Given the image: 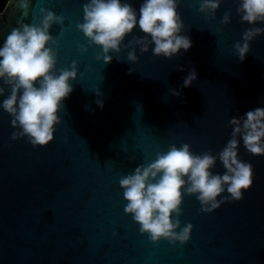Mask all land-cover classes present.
I'll return each mask as SVG.
<instances>
[{"label":"water","instance_id":"95a60500","mask_svg":"<svg viewBox=\"0 0 264 264\" xmlns=\"http://www.w3.org/2000/svg\"><path fill=\"white\" fill-rule=\"evenodd\" d=\"M20 2L9 0L0 11V47L14 27L39 23V9L47 8L65 18L50 29L60 41L57 74L77 61L78 78L69 81L74 90L62 101V123L46 146L33 147L27 137L13 141L17 129L0 106V264H264V155L248 153L242 139L238 158L252 164V186L243 199L211 213L185 194L181 228L191 223L193 229L184 245L141 234L124 211L119 185L172 144L219 153L231 138L230 120L264 108V34L241 62L234 45L252 25L241 23L239 0H222L211 20L199 12L200 0H179L181 34L192 47L168 60L153 55L154 44L144 54L137 46L135 64L123 47L110 53L109 64L96 59L98 46L80 51L88 41L76 25L88 0H26L27 9ZM128 2L139 18L144 0ZM225 12L232 14L227 25L221 24ZM144 35L137 24L123 43ZM192 69L196 80L181 87ZM211 171L225 169L217 160Z\"/></svg>","mask_w":264,"mask_h":264},{"label":"clouds","instance_id":"9594fccd","mask_svg":"<svg viewBox=\"0 0 264 264\" xmlns=\"http://www.w3.org/2000/svg\"><path fill=\"white\" fill-rule=\"evenodd\" d=\"M221 3L222 0H200L199 12L215 19ZM19 6L27 9L28 4L21 0ZM178 7L179 0H144L137 18V10L128 0H88L83 5V22L76 25L88 41L80 51L84 53L98 46L102 51L96 59L109 64L113 59L110 53L118 54L123 47L131 49L127 61L135 64L139 60L136 47L144 54L154 44L153 55L171 60L181 49L186 52L192 47L191 39L181 34L185 25ZM39 12V23H19L0 47V96L10 90L0 106L12 117L11 126L17 129L11 139L27 137L33 147L46 146L53 140L55 125L62 123L59 115L62 101L74 90L69 81L78 78L77 61L60 68L57 74L60 41L50 34V29L54 24L63 25L64 16L47 8H40ZM236 12L241 23L252 25L243 32L242 42L234 45L243 62L251 42L264 34V27L255 26L264 24V0H239ZM231 19V12H225L221 24L227 25ZM137 24L145 35L133 36L124 44L125 37ZM132 71L129 69V74ZM196 78V70L192 69L181 87H190ZM170 91L181 95L175 89ZM96 95L102 93L97 90ZM96 103L103 107L102 101ZM230 125L231 138L215 155L211 150L195 154L187 143L179 147L172 144L166 152H157L151 162L140 164L120 178L119 185L127 201L124 211L140 225L141 234H148L152 242L164 239L184 245L193 229L191 223L181 228L179 217L185 194L196 195L203 213H211L225 202L243 199V192L252 186L254 173L251 163L238 158V146L242 139L248 153L264 155V108L233 117ZM217 160L225 169L223 174L211 171ZM225 191L229 195L218 199Z\"/></svg>","mask_w":264,"mask_h":264},{"label":"trees","instance_id":"16d2710c","mask_svg":"<svg viewBox=\"0 0 264 264\" xmlns=\"http://www.w3.org/2000/svg\"><path fill=\"white\" fill-rule=\"evenodd\" d=\"M9 0H0V11H2L7 5Z\"/></svg>","mask_w":264,"mask_h":264}]
</instances>
